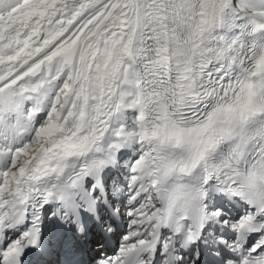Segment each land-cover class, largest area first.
<instances>
[{
	"label": "snow or ice",
	"instance_id": "6c2138e0",
	"mask_svg": "<svg viewBox=\"0 0 264 264\" xmlns=\"http://www.w3.org/2000/svg\"><path fill=\"white\" fill-rule=\"evenodd\" d=\"M0 264H264V0H0Z\"/></svg>",
	"mask_w": 264,
	"mask_h": 264
}]
</instances>
